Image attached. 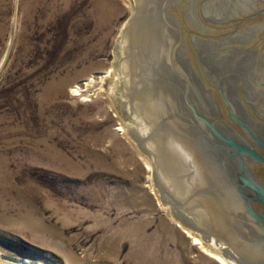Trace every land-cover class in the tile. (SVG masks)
<instances>
[{"label": "rangeland", "instance_id": "374dc122", "mask_svg": "<svg viewBox=\"0 0 264 264\" xmlns=\"http://www.w3.org/2000/svg\"><path fill=\"white\" fill-rule=\"evenodd\" d=\"M132 3L0 0V260L219 264L164 208L114 104Z\"/></svg>", "mask_w": 264, "mask_h": 264}, {"label": "water", "instance_id": "95a60500", "mask_svg": "<svg viewBox=\"0 0 264 264\" xmlns=\"http://www.w3.org/2000/svg\"><path fill=\"white\" fill-rule=\"evenodd\" d=\"M111 88L168 213L264 264V0H135Z\"/></svg>", "mask_w": 264, "mask_h": 264}, {"label": "bare ground", "instance_id": "6f19581e", "mask_svg": "<svg viewBox=\"0 0 264 264\" xmlns=\"http://www.w3.org/2000/svg\"><path fill=\"white\" fill-rule=\"evenodd\" d=\"M132 6H133V9H134V3H132ZM109 72V71H108ZM125 128V127H123ZM122 129V128H120ZM126 129V128H125ZM127 131V130H126ZM176 220V219H175ZM177 221V220H176ZM177 224L182 226L184 232L186 233V235L188 237H191V241H192V244L194 245H197L198 248L201 249V251L203 253H205L206 255L212 257L213 259H215L219 264H233L231 263L228 259H226L222 253L218 250H216L215 248L211 247L209 244H207L201 237L200 235L185 227L184 225H182L180 222L177 221ZM2 263L4 264H38V263H35V262H30L28 260H19V263H15V262H9L7 260H0ZM18 262V261H17Z\"/></svg>", "mask_w": 264, "mask_h": 264}]
</instances>
